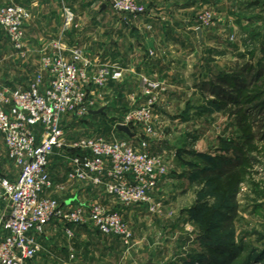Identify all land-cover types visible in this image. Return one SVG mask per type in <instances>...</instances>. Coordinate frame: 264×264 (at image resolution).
<instances>
[{"label":"rangeland","instance_id":"rangeland-1","mask_svg":"<svg viewBox=\"0 0 264 264\" xmlns=\"http://www.w3.org/2000/svg\"><path fill=\"white\" fill-rule=\"evenodd\" d=\"M65 1L63 12L67 16L65 25L68 24L69 27L74 23L71 19L73 11L69 8L71 0ZM103 1L77 0L73 10L76 13L75 20L80 21L78 27L85 32H91L96 28H107V31L114 29L113 34L118 32L119 35L120 31L123 34L126 31L128 36L118 35V38L112 41L115 46L113 58L110 60L113 64L110 66L113 67L112 70L108 65H100L98 69H95L86 50L76 46L84 53L85 60L80 62V66L90 75H97L101 70L109 69L111 72H119L120 77L108 78V81L102 85L90 84L84 88L86 97L90 101L89 111L80 117L64 115L62 123L67 131L66 137L68 141L80 137H103L109 141H128L138 149L152 155L161 154L168 162V172L159 181L158 190L154 193L153 199L156 210L151 212L147 206H125L117 197L106 193L104 188H98L89 181L69 180L67 173L70 160L62 161L59 155L62 151H57L58 154L53 155L52 164L57 163L62 166L59 176L63 180L60 183L56 182V185L53 182V187L55 185L61 190L58 189V193L52 194V188L46 193L48 196L56 199L66 208L93 203L107 208L106 205L110 204L114 209L122 206L133 210L136 214L132 218L129 213H124L121 209V212L119 211L125 214L122 217L134 233V238L129 244H125L115 235L101 234L89 220L84 223L64 225L63 230L59 232V240L67 256L73 259L75 255L76 260L70 262H75L73 264H145L149 260H154L163 264L168 255L182 257L181 237L188 236L186 234L188 232L199 244L200 242L203 244V253H216L209 248L205 249L207 243L200 238V235L208 234L209 245L227 243L221 238L223 234L219 230L222 217L219 209L229 206L231 202L222 193L219 183L201 177V171L207 169V166H217L219 156H232L233 150L236 149L233 143L235 142L245 144L253 160L245 161L237 192L239 213L234 223L235 232H239L242 243H235L242 248L243 253L233 264H264V140L248 142L245 134L257 130L258 127L240 128L236 124L237 114L230 116L227 111L220 109L219 100L211 91L204 90L202 87L203 83L213 80L214 75L232 74L249 63L255 68L264 67V58L253 48L254 44L249 42L251 34L258 27L255 26L256 23L264 22V0H213L216 2L213 3L214 5L209 4L210 6L205 4L206 0H151V2L142 0L148 9L145 14L136 15L137 18L134 15L117 12L110 4ZM152 1L157 4L154 5ZM176 3H182V5ZM9 4L20 5L30 13L27 5L23 3H0V7ZM191 4L194 6L193 10H186V6ZM223 4L224 9L218 12L215 6ZM50 5L45 6L50 7ZM153 9L155 13L151 14ZM175 12L177 14L172 15ZM102 14L104 16L99 19ZM29 18L25 21L26 32ZM135 29L154 33V43L159 46V51L163 55L160 58L163 66L156 69L155 74L143 66L141 76L136 70L137 73L132 72L130 75L129 83H125L127 76H123L121 67L126 69L129 65L136 69L139 60L136 58L137 54L133 47L132 51L129 47L137 44L136 37L132 36L135 34ZM199 30L202 32V37L198 33ZM217 31H223L225 35H219ZM259 31H264V24ZM104 33L101 32L102 43ZM144 40V43L148 41L147 38ZM26 43L27 35L25 45ZM53 45L54 42L51 49ZM217 45L222 46L217 48ZM138 49L140 57L145 55V51L141 49V52L140 48ZM169 50H172L171 53ZM23 53V49L17 50L14 47L6 30L0 26V75L2 73L0 92L11 95L12 91L29 86L36 74L47 75L48 71L43 65L47 54L44 56L43 52L41 62L37 64L33 62L32 67L21 65L22 69H18L16 61L17 63L25 61ZM101 53L103 55V51ZM168 53L171 56H168ZM94 54L101 59L99 52L94 51ZM70 55L71 52L69 55L66 54L68 57ZM202 61L206 64L204 68L200 67ZM16 72L17 77L16 75L12 79L7 77ZM168 75L173 78L174 75L182 76L184 81H187L180 84L181 95L175 91L176 94L172 92L165 95L168 86L163 76ZM144 78L159 84L158 87L147 92V83ZM195 83L200 85L198 90L193 92L192 97L185 96L184 91H188L189 88L192 91ZM200 88L207 91V94L202 93ZM229 107L235 109L233 104ZM142 110L150 112L149 120H127L129 114ZM119 124L127 125L134 135L130 137L119 130ZM143 141L147 143L146 146H143ZM178 160L184 165L180 169L187 172L185 175L181 174V177L176 176L180 173H176L178 169L174 171ZM0 170L12 180L17 179L20 172L14 159L2 148H0ZM80 184L86 187V195L66 194V188L75 189ZM94 189L95 192L96 189L98 191L95 196ZM110 199L115 202H109ZM1 205L4 207V202ZM171 210H174L176 215L169 219L167 214ZM185 215L191 220L187 230L186 226L182 225ZM67 228L71 230V234L67 232ZM170 228L178 231L176 251H170L169 246L163 244L169 240V236L166 237V235L171 234ZM42 246L38 255L42 256L41 264H44V244ZM196 247L191 248V253L200 251L201 247L197 249ZM194 264H199V261H195Z\"/></svg>","mask_w":264,"mask_h":264},{"label":"built area","instance_id":"built-area-1","mask_svg":"<svg viewBox=\"0 0 264 264\" xmlns=\"http://www.w3.org/2000/svg\"><path fill=\"white\" fill-rule=\"evenodd\" d=\"M104 2L117 12L134 16L147 10L142 0ZM27 18L29 12L20 5L0 7V26L17 50L25 46ZM66 51L61 42L54 43L44 57L47 75L36 74L29 86L11 95L0 92V135L20 168L15 180L0 170V204H5L0 213V264L31 263L41 250L40 238L54 223L89 220L98 232L115 235L125 244L134 238L119 211L97 203L66 208L46 194L53 188L49 166L57 151L69 157V180L89 181L125 206H147L151 212L156 210L153 199L159 181L168 172V162L161 154L152 155L125 140L80 137L68 141L62 120L66 114L80 117L88 113L90 101L84 88L118 79L120 73L103 69L90 75L80 66L85 60L82 49H72L70 57ZM144 81L147 92L159 85L147 78ZM133 119L149 120L150 112L129 114L127 120ZM67 232L71 234L69 228Z\"/></svg>","mask_w":264,"mask_h":264},{"label":"crops","instance_id":"crops-1","mask_svg":"<svg viewBox=\"0 0 264 264\" xmlns=\"http://www.w3.org/2000/svg\"><path fill=\"white\" fill-rule=\"evenodd\" d=\"M149 1L151 2V0H149ZM11 2L23 3V4L27 5V7L29 8V11H30V13H29L30 18L27 21V32H26L27 43H26L25 47L23 48V51H24V53H23L24 59L23 60H25V61L24 62L18 61V63L16 61V65L18 64V67H17L18 69H22L21 65H26V66L32 67L31 64L33 62L36 64L41 62V55L44 52V56H45L48 52L51 51V45L53 42L54 43L61 42L67 50L66 51L67 55H69L71 50L73 48H75L76 46L82 47L84 49V51L86 50V53L89 57V60L91 61V64L93 63V66L95 67V69H98L100 67V65H102V66L108 65L109 67L113 65L110 62V60H112V58H113V55H114L113 53H114V48H115L114 43L112 41L114 38H116V39L118 38V35H119L118 32H115L113 34L114 29L107 31L106 30L107 28L106 29L96 28V29L91 30V32L90 31L89 32L82 31V28L78 27L80 21L75 20L76 19V13L73 10L74 9L73 5H75L77 3V0L69 1L70 2L69 8L73 11V12L71 11L73 14L71 19L74 22L69 27H68V24L65 25V21L67 19L66 18L67 16L63 12L64 5H65L64 3L66 2L65 0H0V3H11ZM215 2L216 1H213V0H206L205 4L210 6L209 4H213ZM152 3L154 5L157 4V2L155 3L154 1H152ZM46 4L47 5L51 4V5H50V7L49 6L46 7L45 6ZM176 4L182 5V3H176ZM45 7L47 9L46 11L44 10ZM215 7H217V11L219 12V11H222V9H224V4L223 5H216ZM193 8H194V6H193V4H191L190 6H186L185 9L186 10L187 9L193 10ZM154 9L151 10V14L155 13ZM157 9H158V7H157ZM176 9H178V8H176ZM162 12L163 11H161V13ZM169 13H170V11H169ZM173 14H177V12L172 13V15ZM101 16L103 17L104 14L100 15L99 19L101 18ZM223 17H224V15H223ZM76 21H77V23H75ZM68 22H69V20H68ZM263 24H264V22L263 23L258 22V23H256V25L254 24L255 26H258V27H256V31L254 30L255 32L251 34L249 42L254 44L253 48L255 50L259 51L261 53L260 56L264 58V31H259L262 28ZM134 31H135V34H133L132 36L136 37L135 40L137 41V44L136 45L133 44L132 46H129V47L131 48V51H132V47H133L134 52L136 51V54H137L136 58L139 60H138L136 69H135V67L129 66V65L127 66L126 69L124 67H121L123 76L124 75L127 76V79H125V81H126L125 83H129V77L132 74V72L137 73V71H138V74L141 76L142 75L141 70H142L143 66L147 67L148 70L152 71V74H155L156 69H158L160 66H163L162 65L163 61H162V59H160L163 57V55H162L161 51H159L160 50L159 46H157L154 43V33H148L149 31H146L144 29H142V32L140 31V29L139 30L135 29ZM213 31H214V29H213ZM101 32H105L103 43L101 41V38L103 36L101 34ZM217 32L219 35H222V36L225 35V33H223V31H217ZM119 36H125L126 37V36H128V33L125 31V34H123L122 31H120ZM144 38L148 39V41L146 40V43H144L145 42ZM220 46H222V45H220ZM220 46L217 45V48H220ZM138 48H140V51H141V49L143 51H145V55L140 57V53H139ZM94 51L99 52L101 54V56H102L101 59L98 58L97 55L95 56ZM102 51H103V55L101 53ZM171 51L172 50H169V53H171ZM169 53L167 55L171 56V54H169ZM140 59L142 61H140ZM201 66L204 68V67H206V64L202 61L200 64V67ZM112 68L113 67H110V70H112ZM18 69H16V70H18ZM1 75H2V73H1ZM14 76L17 77V72L15 74L7 75V77L9 79L14 78ZM174 76H175L174 78L171 75L163 76V78L166 79V86H168L166 88V92H165L166 94L165 95H168L174 91L180 95L182 94L181 93L182 87L180 86V84L187 83V81H184L182 76H180V77L177 75H174ZM199 86L200 85H198V83H195L194 87H192V91L190 90V88L188 89V91H184V92H186L185 96L190 95V97H192V95L195 93V91L198 90ZM172 88H174V89L172 90ZM200 89H201L202 93L207 94L206 93L207 91H203L202 88H200ZM175 92L172 94H176ZM233 143H235V142H233ZM0 148H2V150H6V152L8 151L6 144H5V141L3 140V138L1 136H0ZM56 154H58V153H56ZM59 155L61 156L62 161H66V160L68 161L69 160V157H67L64 153L62 154V152H61V154L59 153ZM7 157H8V154H7L6 158ZM52 158L50 161L49 169L51 172V176L53 178V182H55V185H56V182L60 183L63 180L62 177L59 176V174H60L59 172H60V169L62 168V166L58 165L57 163L55 165L52 164ZM65 163L66 162H64V164ZM183 166H184L183 163L178 160L177 165H175V168H174L175 172L178 169V171L176 173L180 172V173H178V175H176L177 177H181L182 176L181 174H184V175L187 174L186 171L184 172L183 170L180 169ZM179 170H181V171H179ZM175 172H174V174H175ZM55 185L52 189V192H51L52 194H56V192L58 193V191H59L58 189H60L58 187L56 188ZM62 190H64V188H62ZM86 191H87V189H86V187H84V184H82V185L80 184L75 189H70V187L66 188V192H67L66 194H69L70 196H75L77 193L79 194V196H84V195H86ZM93 192H94L93 193L94 196L98 194L97 189H96V192H95V189L93 190ZM109 202L113 203L115 201L110 199ZM106 207H107V209H114V207H111L110 204L109 205L107 204ZM120 209L124 213L125 212L129 213V215L132 218L136 216V214L134 213L133 210H131L129 208L126 209L125 207H122V206H120L119 208H116L114 210L121 212ZM2 210H3V207L0 204V213L2 212ZM124 213L123 214L121 213V214L124 216L125 215ZM238 213H239V210H238ZM175 215H176L175 211L171 210L167 214V216H168L167 218H169V219L173 218V216H175ZM147 216L150 217V215H147ZM147 216H145V217H147ZM185 217L186 218H184V222L182 225L186 226V230H187L188 223H191V220L189 219L190 217L187 218L188 217L187 215H185ZM237 217H238V215H237ZM162 220H164V219L162 218ZM63 228H64V224H62V223H58V225L57 224L51 225L47 228V231H46L44 237L40 238L41 244L42 245L44 244V264H73V263H75V262H73V263L70 262V261L76 260V259H74L75 255L73 256V259L71 257L67 256V253L65 252L66 250L64 249V247H62L63 246L62 242L60 243L61 240H59V237H60L59 232H61V230H63ZM171 230H173V231H171ZM170 232L172 235L171 234L166 235V237L169 236L168 242L165 241L163 244L168 245L170 251H176L177 245H175V243H176V238H177L176 234L178 231H177V229L170 228ZM186 234H188V236L183 235L181 237V239H182L181 242H182V246H183V249H181L182 250V253H181L182 257H178V255H174V254L168 255L166 262H164L163 264H183V263L187 264L188 262L191 261V259L194 255H199V254L203 253V251H202L203 244L201 242L199 244V242L196 241L192 237V234H190L189 232ZM238 234H239V232H234V240L238 244H241L242 240H240V237ZM172 239H174V241H170ZM52 245H54V246H52ZM171 246H173V247L171 248ZM196 246L201 247L200 251L199 250L195 251L196 252L195 254L191 253V250H192L191 248L196 247ZM42 247H41V249H42ZM197 247H196V249H197ZM162 248H163V246H162ZM158 249L161 250V248H158ZM183 256H185L186 258ZM41 257L42 256L38 255L36 257V259L29 264H41V262H42ZM188 257H191V258L187 259ZM153 262L155 264H162L160 261H154L153 260Z\"/></svg>","mask_w":264,"mask_h":264},{"label":"trees","instance_id":"trees-1","mask_svg":"<svg viewBox=\"0 0 264 264\" xmlns=\"http://www.w3.org/2000/svg\"><path fill=\"white\" fill-rule=\"evenodd\" d=\"M213 77V80L203 83V89L211 91L219 100L220 109L227 111L230 116L237 114L236 124L240 128L258 127L257 130L245 134L248 142L264 140V67L255 68L249 63L232 74L222 73ZM232 104L235 109L229 107ZM234 146L236 149L233 150L232 156H219L217 166H207V169L201 171V177L219 183L222 193L231 202L229 206L219 209L222 216L219 230L223 234L221 238L227 243L209 245L208 234L200 235L207 243L205 248L216 253H201L187 264H194L195 261H199L200 264H233L242 256L243 250L234 240V222L238 215L237 192L243 165L245 161H252L253 157L249 156L250 152L246 150L245 144L234 143Z\"/></svg>","mask_w":264,"mask_h":264},{"label":"water","instance_id":"water-1","mask_svg":"<svg viewBox=\"0 0 264 264\" xmlns=\"http://www.w3.org/2000/svg\"><path fill=\"white\" fill-rule=\"evenodd\" d=\"M198 33H199L200 37H202L201 30H199ZM95 112H98V111H95ZM118 129L121 130V131H123L124 133H126L130 137H132L134 135V133L131 131V129L127 125H125V124H119L118 125ZM145 264H155V263L152 260H149Z\"/></svg>","mask_w":264,"mask_h":264}]
</instances>
